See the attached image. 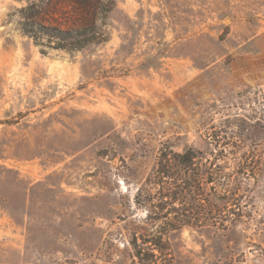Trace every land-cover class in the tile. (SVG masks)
<instances>
[{
    "label": "rangeland",
    "instance_id": "374dc122",
    "mask_svg": "<svg viewBox=\"0 0 264 264\" xmlns=\"http://www.w3.org/2000/svg\"><path fill=\"white\" fill-rule=\"evenodd\" d=\"M48 1L0 0V264H138V191L188 146L232 202L177 203L207 226L170 232L169 264H264V0H101L105 41L73 53L21 26L69 27Z\"/></svg>",
    "mask_w": 264,
    "mask_h": 264
},
{
    "label": "trees",
    "instance_id": "16d2710c",
    "mask_svg": "<svg viewBox=\"0 0 264 264\" xmlns=\"http://www.w3.org/2000/svg\"><path fill=\"white\" fill-rule=\"evenodd\" d=\"M70 7L73 15L69 27L44 26L39 23L24 22L22 28L38 27L46 35L57 36L59 43L54 49L69 53L80 52L88 46L105 41L99 22L106 13V5L101 0H49L47 8L56 10L60 6ZM51 13V12H48ZM42 21L46 19L42 18ZM45 54V51H42ZM216 62V61H212ZM201 70H207L210 64L198 65ZM211 154L216 157H226L231 154L224 145L213 146ZM216 152V153H215ZM205 153L194 147H185L181 152L170 147L161 149L153 173L145 181V189H139L136 204L143 206L147 212L146 225L140 232L132 233L129 245L133 258L138 264H169L173 261L169 233L184 227L203 228L192 221H170L169 214L178 212L177 203H187L184 212L194 216L207 212L209 216H221L225 213L231 201L228 195L214 199L222 188L228 193V183L220 172L214 170L213 164L202 163ZM216 217V216H215ZM217 229L226 230L227 223H214Z\"/></svg>",
    "mask_w": 264,
    "mask_h": 264
}]
</instances>
